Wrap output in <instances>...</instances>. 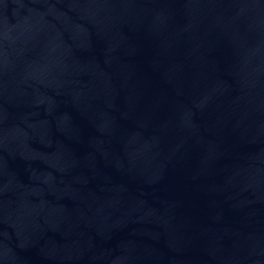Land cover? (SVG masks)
Here are the masks:
<instances>
[{
  "label": "water",
  "instance_id": "95a60500",
  "mask_svg": "<svg viewBox=\"0 0 264 264\" xmlns=\"http://www.w3.org/2000/svg\"><path fill=\"white\" fill-rule=\"evenodd\" d=\"M0 264H264V0H0Z\"/></svg>",
  "mask_w": 264,
  "mask_h": 264
}]
</instances>
